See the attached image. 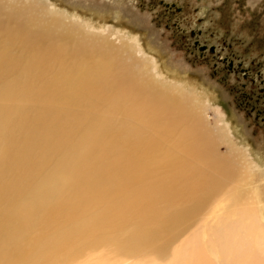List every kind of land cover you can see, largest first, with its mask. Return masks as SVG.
Listing matches in <instances>:
<instances>
[{
	"label": "rangeland",
	"instance_id": "1",
	"mask_svg": "<svg viewBox=\"0 0 264 264\" xmlns=\"http://www.w3.org/2000/svg\"><path fill=\"white\" fill-rule=\"evenodd\" d=\"M57 44L64 47L62 58L47 59L39 54ZM202 44L207 45L205 49H200ZM0 48L9 58L19 59L18 69L2 72L0 56V128L8 124L6 116L12 121L10 131L0 138V158L25 150L21 138L25 141L31 136L36 111L46 109L92 118L105 114L108 105H119L120 109L110 111L109 132L113 138L117 131L121 135L126 120L120 111H125L122 104L131 105L140 96L132 94L135 99L114 104V100L105 103L102 99L67 105L52 92L28 101L24 82L59 85L64 68L68 65L67 71L74 62H112L116 66L123 61V70L153 81L152 89H171L185 96L201 122L224 131L214 148L218 154L234 158L237 172L222 178L221 189L198 211L181 217L130 256L118 244L109 243L114 235L129 247L137 240L131 236L133 227L125 222L117 230L105 227L94 238L91 230L89 238L75 236V231L79 234L84 229L82 224L94 218L95 210L101 209L98 206L107 193L112 201L111 191H82L81 201L75 200L85 215L80 222L27 219L29 211L37 207V203L30 206L36 198L33 194L49 189L48 202L60 198L50 191L60 164L67 158L78 164L79 157L84 159L93 152L84 147L92 139L82 136L72 147L57 149L52 156L45 149H32L35 145L27 151L35 168L19 165L26 152L0 167V243H10L11 233L22 227L19 238L26 246L22 264H179L178 254L187 257L181 264H197L194 256L199 249L210 264L264 263V0H0ZM16 105L27 107L23 115H18ZM161 137L168 142L162 151L166 153L177 136ZM120 145L128 149L140 146L131 136ZM17 169L24 172L16 178ZM105 178L122 177L111 174ZM21 179L23 186L17 192L16 182ZM28 179L32 181L27 185ZM254 231L257 233L251 235ZM154 249L160 253H152ZM247 249L253 258L242 257Z\"/></svg>",
	"mask_w": 264,
	"mask_h": 264
},
{
	"label": "bare ground",
	"instance_id": "2",
	"mask_svg": "<svg viewBox=\"0 0 264 264\" xmlns=\"http://www.w3.org/2000/svg\"><path fill=\"white\" fill-rule=\"evenodd\" d=\"M51 46L39 54L47 59L48 56L62 58L64 47L59 44ZM82 50L89 49L83 47ZM0 56L4 62L2 72L18 69L19 59L9 58L1 48ZM67 67L68 65L64 70ZM116 67L119 68L118 71ZM122 67L123 61L114 66L112 62L85 60L74 62L67 71L63 70L64 79L59 85H41L26 80L24 90L28 101L46 98L52 92H57L61 102L67 105L89 104L102 99L105 103L106 99L114 100L111 102L114 104L115 101L135 99L132 94L141 98H138L139 101L135 99L131 105L122 104L125 111L123 109L120 111L126 120L123 122L121 135L117 131V138L112 137L109 126L112 125L110 111L118 110L119 105H108L105 114H98L92 118L60 109L36 111L35 129L31 130V136L25 141L23 138L20 140L26 148L19 155L25 152L26 155L19 161V165L25 169L36 167L32 164L35 161H30L28 157L31 153H27L35 145L37 146L32 149H45V152L52 156L57 149L72 147L79 136L92 139L84 146L87 150L91 148L92 153L86 155L84 159L79 157L78 164L75 165L67 158L58 167V178H54L50 191L51 195L60 198L55 202H48L49 189L33 194L36 198L30 206L37 203V207L29 211L27 219L44 222L49 218L50 222L54 220L56 224L64 223L65 219L69 220L68 224L80 222L85 215L76 201H81L84 194L82 191L88 189L94 194L111 191L112 201L110 194L107 193L103 205L98 206L101 209L95 210L98 212L94 218L89 220L88 224H82L84 229L79 234L75 231V236L86 235L89 238L91 230L94 238L96 237L94 233L104 230L105 227L117 230L119 228L117 226L125 222L133 227L131 236L137 240L129 247L114 235L109 238V243L118 244L122 253L132 256L164 234L181 217L190 216L198 211L209 200L211 194L221 189L222 178L234 177L237 172L234 158L218 154L214 148L217 146L216 141L223 139L224 131L210 129L204 121L201 122L199 115L195 114L197 113L195 109L187 104L188 99L185 96H178L171 89L168 91L152 89L153 81H144L138 74L125 71ZM111 87L112 93H108ZM26 109L24 105L15 107L18 115H23ZM5 119L8 124L0 128V138L6 136L11 129L10 116H6ZM187 121L189 123L186 125ZM220 134L221 139L218 138ZM130 136L137 139L140 146L128 149L120 145L124 138ZM161 136H177V140L166 153L162 151L164 143L166 146L168 142ZM19 155L12 154L10 157L3 155L0 158L2 160L0 167L15 161ZM92 157L94 159L89 161ZM68 169L69 173L66 176ZM1 171L0 169V178ZM23 172L24 170L17 169L16 178L23 175ZM111 174L122 178H105ZM31 181L28 179L27 185ZM19 182H16L17 186L14 189L17 192L22 189L23 179ZM111 215L126 216L119 220H111ZM0 225H3L2 218ZM21 228L16 233H11L10 243L6 245L5 242L0 243V264H22L26 246L19 238ZM256 233L254 231L251 235ZM251 243L253 247L256 246V243ZM247 251L243 250L242 257L253 258L254 254L248 249ZM155 252L160 253L158 249L152 251ZM197 253H194L198 260L197 264H210V261L206 263L204 260L207 258L201 249ZM183 259L186 260L187 257L180 258L178 254L176 261L181 264L180 261ZM257 263L259 264L258 261ZM28 264H39V261L37 263L31 261Z\"/></svg>",
	"mask_w": 264,
	"mask_h": 264
},
{
	"label": "water",
	"instance_id": "3",
	"mask_svg": "<svg viewBox=\"0 0 264 264\" xmlns=\"http://www.w3.org/2000/svg\"><path fill=\"white\" fill-rule=\"evenodd\" d=\"M206 46H207V45L202 44V45H200V49H205ZM210 50H211V51H214V47H211Z\"/></svg>",
	"mask_w": 264,
	"mask_h": 264
}]
</instances>
